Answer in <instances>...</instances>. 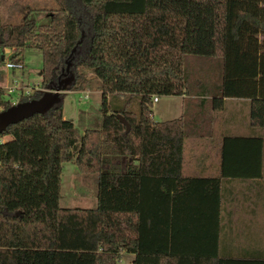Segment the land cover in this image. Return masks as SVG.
I'll return each instance as SVG.
<instances>
[{
  "label": "trees",
  "instance_id": "obj_1",
  "mask_svg": "<svg viewBox=\"0 0 264 264\" xmlns=\"http://www.w3.org/2000/svg\"><path fill=\"white\" fill-rule=\"evenodd\" d=\"M53 1L46 24L0 20V66L4 49L22 66L25 50L42 53V91L17 103L60 82L66 94L97 81L122 105L103 101L100 129L78 138L61 94L46 114L0 135V264H118L121 253L133 255L131 264H225L221 179L261 178L264 140L225 137L216 179L182 178V155L186 139L211 124L205 106L220 112L225 99L248 100L250 127L264 130V0ZM191 58L207 59L213 79H189ZM160 96L185 97L191 117L155 123L152 98ZM3 97L0 88V111L13 105ZM131 97L139 98L137 114L125 105ZM191 99L203 106L191 108ZM70 161L97 175L95 209L60 208Z\"/></svg>",
  "mask_w": 264,
  "mask_h": 264
},
{
  "label": "crops",
  "instance_id": "obj_2",
  "mask_svg": "<svg viewBox=\"0 0 264 264\" xmlns=\"http://www.w3.org/2000/svg\"><path fill=\"white\" fill-rule=\"evenodd\" d=\"M259 39H263L262 35ZM164 97L180 99L181 113L177 119H181L186 98L182 96ZM193 99L189 103L191 108L197 109L203 106L200 107L199 101ZM119 100L125 101L124 97ZM158 103L159 100L152 102L153 109ZM205 107L208 109L206 117L211 118V124L210 126L205 124L202 131H198V134L185 141L181 170L184 179L219 178L221 145L227 136L262 137L264 140V130L254 129L249 125L248 100L225 99L224 109L217 113H213L209 105ZM162 111L168 113V107L165 106ZM154 112L153 110L152 118H154ZM64 119H66L65 116ZM172 120L176 118L164 122ZM121 167H125V159ZM250 168V173H257L256 166H250ZM262 173L259 179H221V234L218 256L225 261V264H264V160ZM212 201L208 198L205 200V207L209 212H211ZM125 254H120L118 264L124 262ZM128 256L132 258L131 264L133 255L128 254Z\"/></svg>",
  "mask_w": 264,
  "mask_h": 264
},
{
  "label": "rangeland",
  "instance_id": "obj_3",
  "mask_svg": "<svg viewBox=\"0 0 264 264\" xmlns=\"http://www.w3.org/2000/svg\"><path fill=\"white\" fill-rule=\"evenodd\" d=\"M57 9L53 0H0V20L2 25H19L23 19L28 16L34 19L38 24L48 23V13ZM21 59L24 63L23 70H7L4 65L0 66V87H13L17 84L19 89L24 90L40 86V70L42 67V53L37 50H25ZM214 69V71H213ZM211 68L207 59L191 58L186 66V72L189 79L195 76L211 79L214 77L215 68ZM89 77L91 74L87 72ZM14 82V83H13ZM28 88V89H27ZM23 89H21L22 91ZM32 91V90H30ZM85 97H87L85 99ZM167 97H158L159 103L154 105V118L156 123H163L169 119H177L181 113V101L177 97L166 99ZM19 99L18 91H15L10 97H3V101L11 103ZM63 116L66 120L73 123L76 129L77 137H82L86 130H99L101 127L103 101H106L110 109H115L122 104L111 95H104L100 89L99 83L93 81L91 86L84 92H68L62 95ZM139 98L131 97L126 102L128 111L137 114ZM168 107V113H164L162 108ZM190 115L191 109L185 111L182 109V115ZM166 114V116H163ZM60 208H83L95 209L97 206V175L81 174L75 167L73 161L62 165L60 176ZM184 208V206H183ZM131 257L125 254L124 262L121 264H130Z\"/></svg>",
  "mask_w": 264,
  "mask_h": 264
},
{
  "label": "water",
  "instance_id": "obj_4",
  "mask_svg": "<svg viewBox=\"0 0 264 264\" xmlns=\"http://www.w3.org/2000/svg\"><path fill=\"white\" fill-rule=\"evenodd\" d=\"M70 81L71 78L65 84L67 85ZM63 84V82H60L55 91L47 92L39 99L16 103L10 108L0 111V135L11 125H15L36 114H46L59 102L60 95L65 93L61 90ZM117 119L126 127V130L129 129V124L122 115H117Z\"/></svg>",
  "mask_w": 264,
  "mask_h": 264
},
{
  "label": "built area",
  "instance_id": "obj_5",
  "mask_svg": "<svg viewBox=\"0 0 264 264\" xmlns=\"http://www.w3.org/2000/svg\"><path fill=\"white\" fill-rule=\"evenodd\" d=\"M2 56V58H3V65H4V67L7 69V70H10V71H15L16 69H20V70H22L23 69V66L22 65H19V64H15V63H13L10 59H11V51L10 50H8V49H4L3 50V54L1 55ZM14 83V82H13ZM1 89H3V91H4V93H5V97H10V95L12 94V93H14L15 91H18V93H19V97H30V96H32V95H34V93L35 92H37V91H42V89L40 88V86L38 87V86H34V88H32V89H30L29 88V90H24V89H26L25 87H23V88H21V89H23L22 91H21V89H19L18 87H17V84H15L14 83V86L13 87H3V88H1ZM28 89V88H27ZM30 90H32V91H30ZM87 97H85V99H86ZM157 100H158V98L157 97H153L152 98V102H157ZM17 102H14L13 103V105L14 104H16Z\"/></svg>",
  "mask_w": 264,
  "mask_h": 264
}]
</instances>
